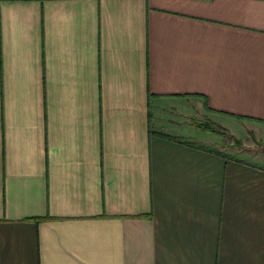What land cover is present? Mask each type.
I'll use <instances>...</instances> for the list:
<instances>
[{"label": "crops", "instance_id": "1", "mask_svg": "<svg viewBox=\"0 0 264 264\" xmlns=\"http://www.w3.org/2000/svg\"><path fill=\"white\" fill-rule=\"evenodd\" d=\"M204 111L264 142V0H0V264H264Z\"/></svg>", "mask_w": 264, "mask_h": 264}, {"label": "rangeland", "instance_id": "2", "mask_svg": "<svg viewBox=\"0 0 264 264\" xmlns=\"http://www.w3.org/2000/svg\"><path fill=\"white\" fill-rule=\"evenodd\" d=\"M192 119L201 120L203 122H209L211 124L213 123L219 124V122H215V121L213 122V120L210 117H208V113L206 111L199 112V114L193 117L191 116L189 118H186V120L188 121L186 123L198 128L193 124V122H191L193 121ZM220 127H222V125ZM198 129L201 130V133L202 131H205L200 128ZM220 129L222 130V128ZM205 132H207V136L211 137V139L216 140V142L214 143L215 148H219L223 151L230 153L235 152L239 156L245 157L252 161L259 162L264 165V142L258 140L257 137L252 132H249L247 136H244L242 138L238 137L240 139V144L236 141L235 138L231 136L230 132H225V133H216L212 131H205Z\"/></svg>", "mask_w": 264, "mask_h": 264}, {"label": "trees", "instance_id": "3", "mask_svg": "<svg viewBox=\"0 0 264 264\" xmlns=\"http://www.w3.org/2000/svg\"><path fill=\"white\" fill-rule=\"evenodd\" d=\"M193 121H191V122H193V124L195 125V126H197L198 128H200V129H202V130H205V131H212V132H216V133H225V132H230L231 133V136L233 137V138H235L236 139V141L240 144V139L236 136V135H234L228 128H226L225 126H223L222 124H215V123H213V124H211V123H209V122H203V121H201V120H194V119H192ZM214 122V121H213ZM222 125V127H220ZM216 126V127H215ZM218 127H220V128H222V130L220 129V128H218ZM192 144H194V145H198L199 147H203V148H205L206 150H209V151H215V149L214 148H212V147H207V146H203V145H201V144H198V143H194V142H192ZM224 156H226V157H229V158H232V156L231 155H224Z\"/></svg>", "mask_w": 264, "mask_h": 264}]
</instances>
